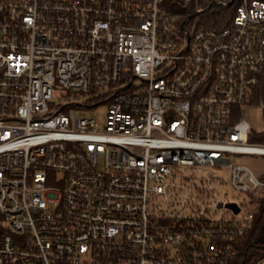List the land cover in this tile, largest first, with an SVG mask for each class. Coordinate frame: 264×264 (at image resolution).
I'll use <instances>...</instances> for the list:
<instances>
[{
    "label": "built area",
    "instance_id": "built-area-1",
    "mask_svg": "<svg viewBox=\"0 0 264 264\" xmlns=\"http://www.w3.org/2000/svg\"><path fill=\"white\" fill-rule=\"evenodd\" d=\"M263 73L264 0H0V264H231Z\"/></svg>",
    "mask_w": 264,
    "mask_h": 264
},
{
    "label": "trees",
    "instance_id": "trees-1",
    "mask_svg": "<svg viewBox=\"0 0 264 264\" xmlns=\"http://www.w3.org/2000/svg\"><path fill=\"white\" fill-rule=\"evenodd\" d=\"M203 2L204 0H199ZM229 8L211 5L202 13L201 21L205 25L220 26L227 23V13ZM251 104L261 105L264 111V73L259 84L254 88ZM238 117V115H237ZM249 140L252 142L264 141V130L256 131L252 129L249 133ZM264 179V173L261 175ZM260 195V209L254 227L245 241L243 250L241 245H237V252L231 260V264H258L264 258V189Z\"/></svg>",
    "mask_w": 264,
    "mask_h": 264
},
{
    "label": "rangeland",
    "instance_id": "rangeland-1",
    "mask_svg": "<svg viewBox=\"0 0 264 264\" xmlns=\"http://www.w3.org/2000/svg\"><path fill=\"white\" fill-rule=\"evenodd\" d=\"M202 14H199L197 18H201ZM82 101L88 103L89 105H92L90 107H84L81 106L77 110L78 116H88V117H94L102 120L103 122L106 121V113H107V103L101 102L95 105V101L89 100V97L83 96ZM74 100L73 97H69L68 95H61L60 93L54 94V104L55 105H62L65 102ZM242 113L246 116L248 122L252 126V128L256 131H262L264 130V111L263 107L261 105H255L251 103H246L242 106ZM233 159L237 162L243 163L245 165L250 166L257 175L261 176L264 173V155L261 154H234ZM262 190H260L259 193H253L252 198L259 199L260 195H262ZM248 196L245 193L235 192L233 190H230L229 193L224 196V198L228 200H240L241 197ZM258 264H264V258L258 263Z\"/></svg>",
    "mask_w": 264,
    "mask_h": 264
},
{
    "label": "water",
    "instance_id": "water-1",
    "mask_svg": "<svg viewBox=\"0 0 264 264\" xmlns=\"http://www.w3.org/2000/svg\"><path fill=\"white\" fill-rule=\"evenodd\" d=\"M195 15H196V13H195ZM227 205L231 208H234L235 211H239V206L236 202H229Z\"/></svg>",
    "mask_w": 264,
    "mask_h": 264
}]
</instances>
